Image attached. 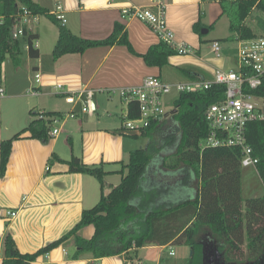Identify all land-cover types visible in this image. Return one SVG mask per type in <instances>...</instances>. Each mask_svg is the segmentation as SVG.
<instances>
[{
  "label": "trees",
  "instance_id": "trees-1",
  "mask_svg": "<svg viewBox=\"0 0 264 264\" xmlns=\"http://www.w3.org/2000/svg\"><path fill=\"white\" fill-rule=\"evenodd\" d=\"M221 15L228 18L230 36L227 39H249L264 36V19H258L257 29L246 23L253 10L264 17V0H219ZM26 7L33 15L45 14L57 20L47 8L33 0H0V80L6 54L18 62L19 40L12 38L11 30ZM58 23V22H57ZM58 25V36L52 48V57L66 53H83L97 46L123 45L142 57L149 66L163 67L176 51L159 40L144 53L131 45L124 25L115 22L105 37L91 39L72 33L65 25ZM205 26L201 20L192 29L200 37ZM27 40L37 39L26 27ZM31 58L39 57V50L30 49ZM191 77L193 74H191ZM224 85L212 84L207 89L183 91L174 100L173 110L161 119L151 121L140 134L148 139L146 147L134 148L128 160L118 170L120 182L105 194L104 177L108 173L103 164H86L79 156L64 161L69 172H78L96 178L100 198L81 212L80 219L59 238L34 252H20L13 237L4 238V256L0 264H32L39 256L71 239L76 247L72 258L82 252H91L97 259L123 254L126 259L137 256L144 245H186L191 254L187 264H205L204 243H212L226 264H264V194L243 198L241 192L240 149L234 146L201 148L209 134L210 125L205 116L206 107L224 97ZM245 91L264 101V77L256 88ZM128 117L138 115V105L127 103ZM27 126L0 141V177L4 175L14 140L23 137L49 139L53 118L65 112L40 111ZM123 129V127H122ZM245 140L252 155L258 159L255 166L264 185V119H256L245 126ZM62 161L55 153L49 158ZM92 226L90 237L80 231ZM208 238H207V237ZM163 262V261H162Z\"/></svg>",
  "mask_w": 264,
  "mask_h": 264
},
{
  "label": "crops",
  "instance_id": "crops-1",
  "mask_svg": "<svg viewBox=\"0 0 264 264\" xmlns=\"http://www.w3.org/2000/svg\"><path fill=\"white\" fill-rule=\"evenodd\" d=\"M33 1L47 8L49 13L54 10L57 2V0ZM214 1L219 2V0H170L167 6L168 24L175 33L176 41L190 46L194 52L172 55L168 57V64L163 67L147 65L142 57L130 53L123 45L97 46L83 53H66L56 60L52 59L46 65L39 61L32 66L33 72H39L41 76L37 94L39 97L36 98L34 105L42 111H74L75 116L70 118L80 117V119H77V127L71 129L66 128L67 122H65L55 137L44 142L27 137L28 133L13 141L5 173L0 177V263L4 256L6 234L9 233L13 237L20 252H34L65 234L80 219L84 209L98 202L100 188L96 178L84 173L69 172V166L64 161L74 155L79 156L86 164H103L104 169L108 171L106 175L118 172L127 162L128 153L135 148L136 140L130 137L133 133L130 134L122 129V114L127 105L120 95L122 88L140 85L149 75H157L163 81L173 83L197 78L210 79L217 68L235 67L236 53L232 55L228 51V45L224 52L220 47L221 54L217 56L211 50V43H206L213 40L221 43L222 40L218 35L212 38L206 35L214 27L221 13L220 8L217 18L211 21L216 14L210 13L206 6ZM59 2L65 11V27L81 37L103 38L112 31L114 23L119 22L124 25L127 37L136 52L144 53L150 45L159 42L157 34L146 23L136 18L121 17L122 8L145 6L150 4L149 0H59ZM199 19L205 26L213 24L210 29L204 27L208 31L201 37L192 29L193 23ZM34 24L33 20L26 22L28 31L36 34L38 39L39 27ZM57 36L58 26L51 27L52 44H55ZM206 45H209L207 53H205ZM37 49L40 59L41 49L40 47ZM209 51L214 55H210ZM191 74L195 77H191ZM57 83L62 84L65 90L90 89L92 94L99 95L97 101L92 98L93 96L90 97L91 93L89 95L94 106L92 111L100 107L108 112L113 108L115 116L108 113L101 117H84L82 115L89 111L84 113L78 109L76 111L75 107L79 103L71 104L73 107L67 110L46 108V105L41 103L40 97L46 98V95H50ZM31 86L33 83L29 87ZM54 91L56 95L64 96ZM6 94L7 87L5 95L0 97V105ZM84 96L87 98L88 94H82V99ZM32 109L30 108V111ZM166 115L164 114L163 117ZM25 126L24 124L8 128L7 135H2L0 132V141L8 136L11 137ZM53 153L62 161L54 160L49 163ZM248 167L246 172L241 171L242 196L243 198L259 197L264 194V185L256 168ZM107 184L105 181V194L112 187V184L110 186ZM8 211H15V216L7 214ZM86 229L88 226L80 231V235L90 237L92 232ZM165 247L144 245L137 249V256L133 259H126L123 254L97 259L91 252H82L73 259L72 255L76 247L69 239L46 254L39 255L32 264H142L143 262L162 264L164 262L162 252ZM145 249H153L156 252L147 256L143 253Z\"/></svg>",
  "mask_w": 264,
  "mask_h": 264
},
{
  "label": "built area",
  "instance_id": "built-area-1",
  "mask_svg": "<svg viewBox=\"0 0 264 264\" xmlns=\"http://www.w3.org/2000/svg\"><path fill=\"white\" fill-rule=\"evenodd\" d=\"M150 4L145 6H130L121 9L122 18H136L146 23L158 36L159 40L168 44L177 54H191L194 52L190 46L177 42L174 31L167 21V6L170 0H149ZM54 18L61 25H65L66 16L63 5L57 0L54 10L51 12ZM39 15L31 14L26 7H22V13L17 16L11 36L19 40L23 38L24 48L29 52L36 49L38 42L36 38L27 40L24 32L28 20L38 21ZM3 17L0 16V25ZM28 30V29H27ZM238 50L236 52V65L234 68H217L212 78H197L187 81L166 82L157 75H149L144 78L140 85L122 88L120 95L126 103L133 100L138 105V115L134 118L128 117V106L123 112V130L141 132L149 126L151 121L158 119V115H164L163 97L176 90L178 94L183 91H198L209 88L212 84L224 85V97L206 107L205 116L209 122V134L202 142L201 148L234 146L240 149V164L242 167L256 166L258 159L252 155L251 147L245 140V126L248 122L256 119H264V101L245 88H256L261 84L264 77V36L249 39H238ZM20 43V40H19ZM20 45V44H19ZM211 50L215 55L220 54V45L217 40L211 42ZM41 76L35 72L33 86L28 93L37 95ZM57 94L64 95V100L69 104L81 105V112H90L94 109L91 104V90L82 88L78 90H65L62 84H55ZM87 93V101L82 99V94ZM5 95V88L0 80V97ZM261 100V103L259 102ZM75 112H65L63 116L53 118V124L61 119L74 117ZM39 118L43 114L39 113ZM60 132L59 128H52L49 135L55 137ZM7 214L15 216V211H8ZM169 255L174 252L170 250Z\"/></svg>",
  "mask_w": 264,
  "mask_h": 264
},
{
  "label": "rangeland",
  "instance_id": "rangeland-1",
  "mask_svg": "<svg viewBox=\"0 0 264 264\" xmlns=\"http://www.w3.org/2000/svg\"><path fill=\"white\" fill-rule=\"evenodd\" d=\"M207 9L215 13V17L213 18L214 21L215 18H217L218 14L220 13V4L218 1L210 2L207 4ZM258 19H264L262 14H260L257 10H253L251 14L246 19V23L250 26H252L254 29H257L256 25L258 22ZM31 20V19H30ZM58 23L55 22L52 18L45 14H40L38 16V21L35 22L34 25L39 27L40 36L37 39L38 47L41 49V58H31L27 54V50L24 48L23 44V38H19L20 40V53L18 59V63H15L13 58L9 54L5 55V58L2 63V82L5 88L7 87V94L2 99V103L0 105V132L2 135H7L9 133V129L11 127H19L22 125H26L32 120L37 117V114L31 113L30 108L33 110V112L42 111L40 110L37 105H34L36 98H38V95H31L28 93V90L30 89V85L34 81V72L32 70V66L34 64L42 63L43 65L48 64L53 57H52V48L54 46V43L52 44V38H50V32L51 27H56ZM228 18L226 15L219 16V18L216 20L214 27L209 31L208 38H212L215 35H218L222 38L221 43L219 42L220 47L222 48V52H224V49L226 48V45H228V51L235 55V53L238 50V41L227 39L230 36V31L228 29ZM224 39V40H223ZM207 44H210L211 41H206ZM209 45H206L205 53L208 52ZM204 53V52H203ZM210 53V51H209ZM221 54V53H220ZM210 55H214L212 52ZM55 89L53 88L51 90L50 95H46L47 97H40L41 103H44L46 108L48 109H57V110H67L70 107H73L71 104H67L64 100V96H59L55 94ZM13 94L14 96H12ZM92 94V93H91ZM11 95V96H9ZM93 96V97H92ZM117 96V95H116ZM178 96V92L176 90H172L170 94L163 97V108H164V114H169L173 108H174V100ZM94 100H99V95L97 93H94L90 95ZM83 100L86 102L87 98L84 96ZM261 103V100L259 101ZM32 103V104H30ZM34 105V106H33ZM33 106V107H32ZM76 108V111L81 110V105L79 104ZM78 109V110H77ZM115 109L112 108V110H108V112L103 111L100 107L97 108L96 111L88 112L82 116H96L101 117L104 115H108V113L115 116ZM120 115V114H119ZM77 119H80V117L76 118H67V119H61L58 123H54L52 128H60L62 125L66 123V128L71 129L77 127ZM122 122V120H121ZM120 124V119H119ZM9 128V129H8ZM8 129V130H7ZM126 132H130V137L136 140V146L135 148L139 147H146L148 139L144 136H142L139 132L131 131V130H123ZM10 137V136H8ZM6 137V138H8ZM53 138V136H49V139ZM252 168V167H248ZM247 167H241V171L246 172ZM105 181L108 183L107 185L112 186L117 185L121 180V174L118 172L110 173L109 175H106L104 178ZM100 188V186H99ZM92 229V230H91ZM90 232H93V227L88 226V229ZM92 234V233H91ZM172 250L174 252V255L171 256L168 254V252ZM154 252H156L153 249H145L143 253L147 256L152 255ZM190 255V248L186 245H179L175 244L172 246H167L162 252V256L164 258V262L162 264H187L188 258ZM150 264H155V262H149ZM142 264H147L143 262Z\"/></svg>",
  "mask_w": 264,
  "mask_h": 264
},
{
  "label": "water",
  "instance_id": "water-1",
  "mask_svg": "<svg viewBox=\"0 0 264 264\" xmlns=\"http://www.w3.org/2000/svg\"><path fill=\"white\" fill-rule=\"evenodd\" d=\"M207 28H202L201 33L206 34ZM163 115H158L157 118L161 119ZM191 254V251H190ZM222 255L219 253L218 249L212 243H204L203 245V260L205 264H226L220 261Z\"/></svg>",
  "mask_w": 264,
  "mask_h": 264
}]
</instances>
